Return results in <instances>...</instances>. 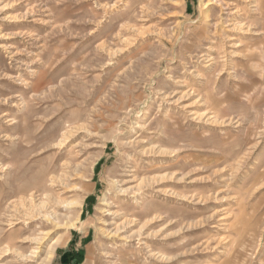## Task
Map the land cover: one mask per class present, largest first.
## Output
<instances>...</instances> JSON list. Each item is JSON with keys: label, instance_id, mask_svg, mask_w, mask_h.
Segmentation results:
<instances>
[{"label": "rangeland", "instance_id": "374dc122", "mask_svg": "<svg viewBox=\"0 0 264 264\" xmlns=\"http://www.w3.org/2000/svg\"><path fill=\"white\" fill-rule=\"evenodd\" d=\"M0 264H264V0H0Z\"/></svg>", "mask_w": 264, "mask_h": 264}, {"label": "bare ground", "instance_id": "6f19581e", "mask_svg": "<svg viewBox=\"0 0 264 264\" xmlns=\"http://www.w3.org/2000/svg\"><path fill=\"white\" fill-rule=\"evenodd\" d=\"M52 234H54V232H50V233H47V235H45V237L42 239V240H44V239H48L50 236H52ZM44 236V235H43ZM41 241V240H40ZM48 250H50V249H48ZM48 253V255L49 256H51L52 255V252L51 251H49V252H47ZM48 256V257H49Z\"/></svg>", "mask_w": 264, "mask_h": 264}]
</instances>
